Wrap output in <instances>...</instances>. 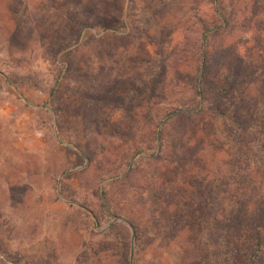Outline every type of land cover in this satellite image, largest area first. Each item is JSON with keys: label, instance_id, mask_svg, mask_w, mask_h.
I'll list each match as a JSON object with an SVG mask.
<instances>
[{"label": "rangeland", "instance_id": "1", "mask_svg": "<svg viewBox=\"0 0 264 264\" xmlns=\"http://www.w3.org/2000/svg\"><path fill=\"white\" fill-rule=\"evenodd\" d=\"M100 1L0 0V264H183L184 234L155 238L140 206L159 155L149 136L166 107L196 105L180 84L197 73L200 19L212 26L215 7L240 17L247 0H105L115 32L98 25ZM86 20L96 27L76 40ZM255 30L224 39L241 44ZM210 127L224 132L220 119ZM119 208L142 219L135 245L132 227L111 216Z\"/></svg>", "mask_w": 264, "mask_h": 264}, {"label": "trees", "instance_id": "2", "mask_svg": "<svg viewBox=\"0 0 264 264\" xmlns=\"http://www.w3.org/2000/svg\"><path fill=\"white\" fill-rule=\"evenodd\" d=\"M106 1H100L94 16L101 14L98 25L105 32H115L119 20ZM208 1L214 6L220 2ZM214 9L212 26L200 19L207 34L194 51L200 59L197 73L191 84H180L191 92L196 105L166 107L157 130L151 132L149 141L158 143L159 155L149 157L153 175L139 189L149 191L151 200H142L140 206L154 220L155 238L162 235L172 241L184 234L183 264H264V0H247L240 17ZM217 18L222 22L218 24ZM79 25L76 40L85 29L96 27L89 20ZM252 29L259 34L241 44L224 39V33ZM74 41L65 47H72ZM181 73L177 71L180 80L191 75ZM142 87L151 88V95L157 90L156 84ZM145 107L151 104L140 109ZM214 119L223 121L222 134L208 132ZM141 154L136 152L128 163L124 178L129 181ZM106 194L103 189L102 195ZM123 211L110 213L132 227L135 245L144 234L142 219Z\"/></svg>", "mask_w": 264, "mask_h": 264}]
</instances>
